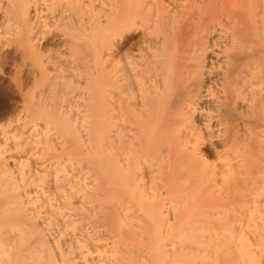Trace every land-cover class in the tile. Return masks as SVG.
<instances>
[{
  "label": "bare ground",
  "instance_id": "obj_1",
  "mask_svg": "<svg viewBox=\"0 0 264 264\" xmlns=\"http://www.w3.org/2000/svg\"><path fill=\"white\" fill-rule=\"evenodd\" d=\"M50 26L91 94L0 123V264H264V0H0L23 57Z\"/></svg>",
  "mask_w": 264,
  "mask_h": 264
},
{
  "label": "rangeland",
  "instance_id": "obj_2",
  "mask_svg": "<svg viewBox=\"0 0 264 264\" xmlns=\"http://www.w3.org/2000/svg\"><path fill=\"white\" fill-rule=\"evenodd\" d=\"M165 1L167 2L168 0ZM41 7L44 6L41 5ZM50 30L51 33L49 32L50 35L47 34L48 35L47 38L46 36L43 35V33L40 32L42 30L39 31L42 37H45L47 40L42 39L41 35L38 34L39 36L38 40L40 42V47L42 46V52L45 53V55L48 57L47 58L43 54L42 58L46 57L47 59L40 58L42 63L38 62V58L36 59V57H32L28 55L23 57V55H21L20 51L18 50V41L16 40V37L14 35L10 36L9 38L7 37L0 39V47H3L1 48L2 51H5V54L9 56L4 63L0 62V81H1L0 91H4V95L0 97L1 98L0 100H2L0 101L1 102L0 104L3 105L4 108L8 106L6 107L7 109L9 107L11 110L13 109L12 111L13 114L10 113L11 110L8 114L12 116L9 117L2 116L3 119H0L2 120L0 121V123H4L3 122L4 118L6 120L7 118L9 119L13 117L14 119L15 116L17 117V115L21 113L20 111L21 108L23 109V105L27 103L25 102L24 98H26L27 99L26 101H28V98L31 95L35 96L36 99L39 98L40 95H42L43 98L47 96L45 100L50 107L58 108L61 111H63L65 114H68L73 118L76 117L77 115H82L84 113L86 109L85 103L88 101L91 94V93L90 94L87 93L89 91L88 90L89 87L86 88L87 80L85 79L82 80L81 82L82 84L76 88V91L74 92V96H72L70 93V88H71L70 84L63 83L61 79L57 77V72L55 68L60 64H62L63 62L65 63L66 60L67 62H71V60L75 56L71 55L70 50L67 47L63 46V41L59 38L58 35L60 34L58 31L59 29H57V27L52 26ZM40 37L42 40L39 39ZM91 57H92L91 55L90 56L88 55L86 57V60L88 58V62L90 61L88 64H90V66L93 67L92 65L93 58ZM207 58H211V57L207 56ZM48 59L50 62H47ZM54 61H56L57 63ZM43 69L45 71V72L43 71V73L46 74H42L41 77L40 74ZM46 77L47 78L49 77L48 80ZM20 82L23 83L22 93H19V90H17L18 86H16ZM44 90H46L47 92H45ZM3 106L0 107L4 109ZM23 113H24V109L22 111V114ZM22 114L18 116H21Z\"/></svg>",
  "mask_w": 264,
  "mask_h": 264
}]
</instances>
